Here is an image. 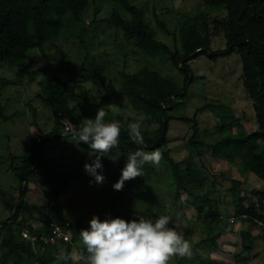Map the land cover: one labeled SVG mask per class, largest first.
Listing matches in <instances>:
<instances>
[{"label": "trees", "instance_id": "obj_1", "mask_svg": "<svg viewBox=\"0 0 264 264\" xmlns=\"http://www.w3.org/2000/svg\"><path fill=\"white\" fill-rule=\"evenodd\" d=\"M91 1L0 0V63L22 67L18 72L19 76L24 77L27 74L29 83H32L36 81L37 70L32 64H26L32 49H38L50 58L48 49L57 40L71 38L78 57V64L68 67L69 75L64 76L54 71L38 83L41 94L54 115L50 130L43 129L38 120L36 106L28 102L33 114L32 122L38 126L42 140L33 136L28 153L11 154L12 161L9 166L18 182L20 204L12 216L0 219V264H55L63 262L57 261L58 255H70L73 251L81 250L82 244L77 245L78 240H81L79 231L89 227V223L86 224L84 220H70L60 197L68 189L73 177L82 175L84 164L92 161L80 159L75 164L72 163L73 166L70 165L69 171H62L46 162L43 145L52 139L74 138L71 133L64 135L65 128L78 129L82 122L80 113L84 111H88L89 116L95 118L93 108L109 110L111 101L117 95L124 96L128 104L144 116V150L158 149L162 153L163 165L169 182L175 189V197L186 195L187 201L203 215L209 234L201 242L187 239L192 243L193 251L196 253L199 244L205 241L217 247L218 237L223 234V229L219 226L222 221L229 223L225 219L228 215H236L242 223L239 229L241 246L236 253V264H252V260L259 255L253 251L254 244L259 242L257 233L264 235V187L242 194V180L231 178L229 190L234 211L229 213L231 208L222 209L220 198L211 193L217 183L203 170L196 157L204 155L203 148L199 147L203 142L197 138L200 132L198 113L209 109L219 120L220 131V137L211 145V154L238 166L241 172L254 173L264 183V0H203L205 5L224 6L227 13L217 10L220 13L213 14L209 10L201 9L194 16L188 17L190 19H184L178 26L179 43L176 41L174 46L159 36L161 31L168 32L165 20L154 14V25L148 18V7L145 4L138 5L132 0H111L113 6L110 14L99 19L100 8L95 7L93 21L108 24L129 46L153 57L161 54L168 56L171 65L183 78L181 84L147 64L137 70H121L118 75L119 82L103 74L85 16ZM219 34L224 39L219 37L217 43L223 39L225 46L213 50V38ZM233 53H238L241 58L243 86L251 99V121L254 126L250 131L231 104L220 99L206 102L192 116H175L170 113L173 108L172 101L187 97L191 85L200 76L191 68L193 59L205 55L216 61ZM1 83L0 119L7 122L20 116L22 112L19 109L12 114L7 111V104L2 100ZM89 83L99 90L96 98L90 96L92 91ZM97 99L99 103L96 102ZM173 119L190 125L185 141L188 146L198 149L196 154L183 160L174 157L169 147V131ZM131 120L132 116L117 120L122 125L119 145L101 157V161L102 158H120L119 166L112 174L107 170V165L112 161L103 164L102 170H106L103 182L109 183L112 192H121L115 190L113 184L120 178L129 153L140 147L128 135L127 128ZM77 147L84 153L92 151L83 142L77 143ZM77 164L79 169L75 166ZM150 165L143 166V176L125 181L135 191V197L143 194L150 197L155 193L157 182ZM39 175L48 187L44 190L46 202L35 205L41 213V224L36 226L30 222L31 218L22 208L31 179ZM252 197L257 198L260 203L257 205ZM243 213H247L248 217H240ZM117 215L126 220L139 217L131 210L118 211ZM161 215H166V212L159 210L148 219L155 221ZM52 221H57L65 232L70 233L69 240L62 239L51 244L38 238L34 242L21 233L23 228H28L33 235L48 234L51 232ZM215 229L217 232L213 233ZM243 253H248L249 256L240 262L239 256ZM69 264L72 262L69 261ZM175 264H201V261L199 263L198 256L193 255L191 259L177 257ZM210 264L221 263L211 261Z\"/></svg>", "mask_w": 264, "mask_h": 264}, {"label": "rangeland", "instance_id": "obj_2", "mask_svg": "<svg viewBox=\"0 0 264 264\" xmlns=\"http://www.w3.org/2000/svg\"><path fill=\"white\" fill-rule=\"evenodd\" d=\"M138 5L145 4L148 7V18L156 25L154 14L160 15L165 20L167 33L161 31L160 37L166 39L172 46L178 40V26L181 21L197 14L201 9H206L217 14V10H222L225 14L224 6L205 5L203 0H132ZM113 3L111 0H92L91 5L85 13L89 27L92 33L94 49L98 55V61L101 71L108 78L112 77L119 82V72L123 69L137 70L144 64L157 69L163 75L174 78L180 84L182 76L179 71L171 65V59L168 56L153 57L138 48L129 46L120 37V34L102 21L94 20L95 7L100 8L98 19L110 14ZM190 19V18H188ZM222 34L215 35L213 38L212 49L217 50L225 46V40ZM62 51H61V49ZM76 46L71 38H60L48 49L51 57L44 56L40 50L32 49L29 58L26 61L27 66L32 64L37 70L36 81L29 83L28 75L20 77L18 72L22 67L8 66L0 63L3 102L7 105V111L12 114L20 110L22 114L10 121L0 119V219H6L12 216L20 204L19 186L17 179L10 169L12 161L11 154L23 155L28 153L31 145V137L41 138V132L36 124L32 122L33 114L28 106L31 102L38 110V120L44 130H50L54 123V115L48 106L45 98L41 94V88L38 84L45 76L54 71L62 75H69L68 67L78 64L76 55ZM241 58L238 53L221 57L214 61L211 58L202 55L191 61V68L197 74V78L190 87L187 97L175 99L172 101L170 113L175 116H192L196 110L200 109L206 102L217 101L231 104L241 121L246 125L249 131L254 123L251 121V99L249 92L244 88L242 81ZM90 96L96 98L98 89L94 84H88ZM94 109V110H93ZM93 116H96L99 108H93ZM104 111L107 113L105 120H120V117L132 116L131 123L140 121L142 127H146V122L142 113L134 110L122 95H117L110 103V109ZM199 114L200 132L197 138L203 143L199 147L203 148V156L196 157L203 170L209 174L212 180L216 181L215 190L211 192L221 200V208H231L229 213H233L234 204L229 190L231 178H240L242 180L241 193H249L254 188L264 187V183L252 172H241L238 166L230 164L215 155L211 154V145L220 137L218 129L219 120L215 115L205 109ZM81 121L84 118H93L89 116L88 111L80 113ZM94 119V118H93ZM218 124V125H217ZM190 131V125L184 121L173 119L169 131V147L171 154L179 160L188 158L197 153L198 149L188 146L185 138ZM42 140V138H41ZM46 162L62 171H69L70 165L75 164L80 159L92 161L93 156L84 153L77 147L74 138H57L44 143ZM120 158H102V164L112 161L107 165V170L112 174L119 166ZM72 164V166H73ZM79 169L80 166L75 165ZM153 166V167H152ZM150 165L153 169L157 186L154 188V194L148 197H135L132 187L124 183L120 193L112 192L108 182L101 184L95 183L94 177L89 175L85 169L81 176L75 175L70 182L66 192L60 197L65 207V212L70 220H84L89 223L93 215L99 216L101 220L106 216L116 217L118 211L131 210L137 215H143L145 218L156 215L159 210L166 212V215L172 218L170 226L176 227L185 239L192 242H201L209 232L203 221V215L197 208L187 201L186 195L179 198L175 197V189L169 182V177L161 160L158 166ZM102 171L105 175L106 170ZM221 174L223 175L221 176ZM226 177V179H225ZM91 181V182H90ZM155 181V180H154ZM48 187L40 175L31 179L29 189L25 195V204L22 209L24 213L31 218L30 222L39 226L41 213L36 204L46 202L44 190ZM207 204V203H206ZM23 214V213H22ZM180 218V219H178ZM219 224V223H218ZM241 221L234 223L222 221L220 229L223 234L218 237V246L213 247L209 241L199 244L197 252L199 263L210 264L211 261H217L221 264H236L238 248L241 246V237L239 229ZM217 229H215V232ZM259 242L253 249L259 253L252 260V264H264V235L259 232ZM2 235L0 232V241ZM81 240H78V244ZM248 253H243L239 257L240 262L247 259ZM177 257L169 261V264H175Z\"/></svg>", "mask_w": 264, "mask_h": 264}, {"label": "clouds", "instance_id": "obj_3", "mask_svg": "<svg viewBox=\"0 0 264 264\" xmlns=\"http://www.w3.org/2000/svg\"><path fill=\"white\" fill-rule=\"evenodd\" d=\"M96 102L99 103V99ZM106 115L104 109L99 108L94 119L84 118L78 129L66 127L64 133H71L76 143L83 142L92 150L89 156L94 155V159L91 163L86 162L84 169L97 184L105 179L102 171H97L103 169L101 157L118 147L122 129L119 121H106ZM127 131L130 139L140 147L127 156L120 178L113 184L115 190H122L125 181L143 176L145 164L158 166L162 160L158 149L144 150L146 145L140 121L129 124ZM171 224L172 218L168 215H161L155 221L143 215L132 220L120 216H106L101 220L93 215L89 227L79 231L81 250L58 255L56 259L64 264L69 261L72 264H169L174 257L191 259L194 255L192 243ZM24 231L35 236L28 228L22 229L23 236Z\"/></svg>", "mask_w": 264, "mask_h": 264}, {"label": "built area", "instance_id": "obj_4", "mask_svg": "<svg viewBox=\"0 0 264 264\" xmlns=\"http://www.w3.org/2000/svg\"><path fill=\"white\" fill-rule=\"evenodd\" d=\"M252 199H253V201H255V203H257V205L260 203V201L257 198L252 197ZM262 202H264V198H262ZM240 217L246 218V217H248V214L243 213V214H241ZM225 219H227L229 223H234V222L238 221L239 217H237L236 215H228V217H225ZM23 234L26 237H31L34 240V242L39 238V240H42L44 243H51V244L57 243L62 239L63 240H69L70 239V233L65 232L63 230L62 226L57 221H52L51 232L48 234H43L41 236H38V235L30 236L27 231H24ZM35 264H42V263L36 262ZM55 264H64V262H58ZM68 264H69V262H68Z\"/></svg>", "mask_w": 264, "mask_h": 264}]
</instances>
